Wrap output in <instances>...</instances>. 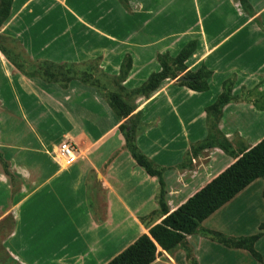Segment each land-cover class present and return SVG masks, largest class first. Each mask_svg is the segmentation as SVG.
Instances as JSON below:
<instances>
[{"label":"crops","instance_id":"0c3cea01","mask_svg":"<svg viewBox=\"0 0 264 264\" xmlns=\"http://www.w3.org/2000/svg\"><path fill=\"white\" fill-rule=\"evenodd\" d=\"M81 2L87 10H78ZM0 33L34 61L84 67L98 60L113 76L131 57L123 82L129 91L162 70L160 55L175 58L198 41L187 71L211 70L208 91L167 79L134 104L137 145L164 169L170 213L264 140V0H14ZM229 85L233 100L215 124L208 108ZM46 88L50 105L43 108L42 80L0 50V264H108L166 217L160 180L131 156L123 121L99 88L79 78ZM46 108L49 126L40 118ZM107 117L114 123L101 129ZM213 124L233 155L218 146L193 154ZM64 142L77 147L72 164L60 152ZM207 230L262 234L255 244L262 260ZM159 252L152 264H264V178L207 218L185 245Z\"/></svg>","mask_w":264,"mask_h":264},{"label":"trees","instance_id":"16d2710c","mask_svg":"<svg viewBox=\"0 0 264 264\" xmlns=\"http://www.w3.org/2000/svg\"><path fill=\"white\" fill-rule=\"evenodd\" d=\"M14 0H0V29L9 20ZM243 5L247 0H241ZM198 41L192 40L187 43L180 53L172 58L169 55H160L159 62L162 67L160 72L153 73L146 83L135 94L149 96L161 86L167 79H177L179 73H185L186 81L182 84L196 92L209 90V80L212 76L211 70L202 65L197 71H187V60L196 52ZM0 50L7 55V58L22 72L23 66L11 58L3 42L0 39ZM54 67V66H53ZM41 67L40 74L49 82L62 83L64 87L79 78L86 84H91L101 89V84L95 81L88 72L77 73L71 68L62 71L57 66ZM133 67L131 57H127L121 66L119 79L124 82ZM110 107L119 119H126L120 126L123 132L126 147L136 163L143 168L150 176L158 177L161 184L160 206L161 213L166 217L162 222L154 225L150 229L149 235L144 234L138 240L125 249L122 253L112 259L108 264H152L161 254L159 248L171 252L178 246L185 245L187 236L197 233L201 229V224L212 214L231 201L247 186L259 178H264V140L242 155L234 164L213 179L203 189L194 194L186 203L177 210L170 213L165 203V189L163 174L164 169L158 167L149 159L137 145V131L140 123V113L133 115L136 108L128 103L118 92H111L106 95ZM233 100L232 85L225 88L217 101L208 108V113L214 117L217 123L222 115L224 106ZM215 123V124H216ZM212 136L203 144L194 149L196 154L200 150L220 147L225 153L233 155L230 142L222 135L216 125L213 124ZM215 133V136H213ZM217 242L230 247L240 248L249 251L256 259L262 260L261 255L256 251L255 244L262 237L257 234L249 237L234 238L214 231H204Z\"/></svg>","mask_w":264,"mask_h":264},{"label":"rangeland","instance_id":"374dc122","mask_svg":"<svg viewBox=\"0 0 264 264\" xmlns=\"http://www.w3.org/2000/svg\"><path fill=\"white\" fill-rule=\"evenodd\" d=\"M88 5H89V3H87V2H81L78 10L79 11H85V10H87ZM8 22H9V20L2 26V28L0 29V32ZM0 39L3 42L7 52L11 56V58L17 62H20V64L23 66V69H24L23 73L24 74H26L29 77H37V78H40L42 80V82H43L42 107L43 108L49 107V105H50V98L48 96L49 89L46 88V86H47V84H51V83H55V82L47 81L40 74L39 69L41 67H53L54 66L53 69L57 70V66H58L59 68H61L62 71H65L66 69L71 68L73 71H75L77 73L88 72L92 75V77L95 81H98L101 84L102 89H100L101 90L100 92H101V95L103 97L106 98V95H108L111 92H118L124 97V99L128 103H130L134 107H136V105H134V104H135V101L137 100V98L139 96H142V95L135 94L136 90H133V91L126 90L123 86V82L120 81L119 76L108 75V74H105V72H103L102 70H100L99 66H98V60H94L93 62H91L90 64H87L84 67L83 66H71V65H66V64L58 65V64L50 63V62L34 61L26 54V52L23 50V48L20 46V44L17 43L16 40L8 38V37L2 35L1 33H0ZM181 75L185 76V73H179L178 77ZM174 81L177 82L176 79ZM57 84H59L60 86H63L62 83H57ZM44 85H46V86H44ZM179 85L182 87H186L182 84V82H180ZM252 98H254L255 100L257 99L256 97H252ZM48 109L49 108L43 109V112L40 114V118L43 121V125H47V126H49L48 124L50 123L49 120H50V116H51L49 114ZM119 120L123 121V123H124L125 122L124 120H126V119H119ZM211 120L214 123H216L214 117H211ZM113 123L114 122L112 121V119L107 117L106 121L102 125H100V127H101V129L102 128L108 129L109 127H111L113 125ZM119 130H120V128H119ZM114 142H116V138H113L112 143H114ZM116 145L117 144L114 143V146H116Z\"/></svg>","mask_w":264,"mask_h":264},{"label":"built area","instance_id":"2783aa9c","mask_svg":"<svg viewBox=\"0 0 264 264\" xmlns=\"http://www.w3.org/2000/svg\"><path fill=\"white\" fill-rule=\"evenodd\" d=\"M60 152L65 157L67 164H72L76 161L78 150L76 145L71 142H64L60 147Z\"/></svg>","mask_w":264,"mask_h":264},{"label":"water","instance_id":"95a60500","mask_svg":"<svg viewBox=\"0 0 264 264\" xmlns=\"http://www.w3.org/2000/svg\"><path fill=\"white\" fill-rule=\"evenodd\" d=\"M186 80H187V78L185 76H180V77L177 78V81H179V82H183V81H186Z\"/></svg>","mask_w":264,"mask_h":264}]
</instances>
